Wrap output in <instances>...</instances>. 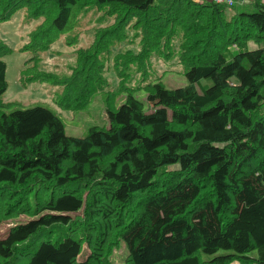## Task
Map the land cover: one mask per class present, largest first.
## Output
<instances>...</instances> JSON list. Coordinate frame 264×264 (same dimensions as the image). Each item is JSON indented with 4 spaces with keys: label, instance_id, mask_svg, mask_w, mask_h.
I'll use <instances>...</instances> for the list:
<instances>
[{
    "label": "trees",
    "instance_id": "obj_1",
    "mask_svg": "<svg viewBox=\"0 0 264 264\" xmlns=\"http://www.w3.org/2000/svg\"><path fill=\"white\" fill-rule=\"evenodd\" d=\"M251 2L0 0V22L21 9L41 19L21 49L32 53L22 80L54 83L35 73L38 51L72 31L81 13L113 19L61 81L64 109L85 106L101 87L98 57L125 29L139 35L141 50L124 61L169 57L177 39L184 77L199 84L142 87L150 105L166 102L164 117L146 112L121 80L125 100L106 103L108 127L69 137L46 108L3 111V57L12 50L0 40V222L28 218L0 237V264H113L120 242L124 264H264V4ZM50 231L45 239L56 241L32 251Z\"/></svg>",
    "mask_w": 264,
    "mask_h": 264
},
{
    "label": "rangeland",
    "instance_id": "obj_2",
    "mask_svg": "<svg viewBox=\"0 0 264 264\" xmlns=\"http://www.w3.org/2000/svg\"><path fill=\"white\" fill-rule=\"evenodd\" d=\"M40 23L41 19L32 20L24 9L15 12L9 20L0 22V40L12 50L11 53L3 57L6 64L7 89L1 97V102L9 105L8 108L4 107L3 109L6 113L14 109L43 107L58 116L63 123L64 132L67 136L83 138L91 127H108L106 103L111 107H118L125 100V92L119 93L121 80L124 82L123 87L129 88L132 95L143 102L146 112L159 109L164 117H170L171 112L166 108V102H156L151 105L148 103L147 93L142 88L147 83L160 81L166 89L181 88L186 91L193 88L199 90V84L192 86L184 77L185 67L181 63L177 39H174V43L168 51L170 52L169 57H165L164 53L160 54L159 51H155V54L152 53L149 60H144L143 63L138 61L127 63L124 61L127 60L124 59L125 52L129 51L131 54L137 55L141 48L139 35L135 36L134 31L125 29L124 38L119 43L115 42L109 46L108 50L103 51L98 57V63L102 64L101 70L98 72L102 79L101 87L91 97L86 96L88 101L85 106L79 109H64L58 103L63 97L61 81L70 77L73 67L77 64L78 51L89 52L94 43L96 31L99 28L114 27V21L112 18H102L100 13L91 8L80 14L78 24L72 31L61 36L47 49L38 51L35 73L50 75L52 79L54 78V83L31 81L29 78L22 80L20 77V71L23 69L25 61L32 57V53L24 52L21 49L32 40ZM250 46L254 48L252 44ZM161 50L167 51L164 48ZM116 58L118 59L114 62ZM31 64L29 62L26 66ZM120 75L122 76L120 77ZM236 80L237 78L234 77L232 82H236ZM200 84L206 88L209 87L208 81L202 80ZM111 93L115 96L113 101L109 103L106 98H112L108 97ZM78 215H82L80 219L85 220L86 213L81 211ZM26 220L28 218L21 215L15 221L4 220L0 222V237H3L14 224ZM51 232L41 235V240L33 246L32 251H35L44 240L51 238V240L55 239L56 241L55 234L45 239ZM126 253L125 245L120 242L111 257L113 264H124L122 260ZM203 257L208 258V256Z\"/></svg>",
    "mask_w": 264,
    "mask_h": 264
},
{
    "label": "built area",
    "instance_id": "obj_3",
    "mask_svg": "<svg viewBox=\"0 0 264 264\" xmlns=\"http://www.w3.org/2000/svg\"><path fill=\"white\" fill-rule=\"evenodd\" d=\"M215 4L225 6L227 8H231L234 6V0H212ZM252 0H246V2H251Z\"/></svg>",
    "mask_w": 264,
    "mask_h": 264
},
{
    "label": "crops",
    "instance_id": "obj_4",
    "mask_svg": "<svg viewBox=\"0 0 264 264\" xmlns=\"http://www.w3.org/2000/svg\"><path fill=\"white\" fill-rule=\"evenodd\" d=\"M196 1H211V0H196ZM235 4L234 6L235 7H241V6H247V7H250L252 4V2H246V0H234ZM260 2L262 4H264V0H260Z\"/></svg>",
    "mask_w": 264,
    "mask_h": 264
}]
</instances>
